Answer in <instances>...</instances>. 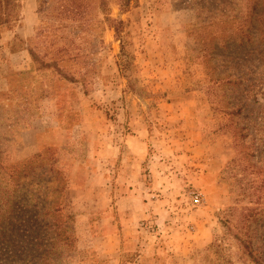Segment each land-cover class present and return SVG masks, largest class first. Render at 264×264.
Here are the masks:
<instances>
[{
    "label": "rangeland",
    "instance_id": "rangeland-1",
    "mask_svg": "<svg viewBox=\"0 0 264 264\" xmlns=\"http://www.w3.org/2000/svg\"><path fill=\"white\" fill-rule=\"evenodd\" d=\"M17 3L0 37V264H254L234 233L264 204L225 179V112L244 107L264 150V48L225 45L215 0H107L110 22L82 37Z\"/></svg>",
    "mask_w": 264,
    "mask_h": 264
},
{
    "label": "trees",
    "instance_id": "trees-1",
    "mask_svg": "<svg viewBox=\"0 0 264 264\" xmlns=\"http://www.w3.org/2000/svg\"><path fill=\"white\" fill-rule=\"evenodd\" d=\"M94 1L36 0L37 14L41 22H49L47 20L52 17L53 22H50L49 26H56L59 29L68 28L77 32L75 37H82L83 34L88 35L96 23L104 26L110 22L107 16V0H100L99 5H96ZM215 1L219 2V5L214 9L217 16L224 18L225 22H229L230 29H232L225 45H242L253 41V43H257L264 48V0ZM202 8L199 7L201 12ZM18 10L17 0H0V37L2 29L17 21ZM201 12L197 13L198 19ZM95 13H102L104 18L101 21L99 19L92 21V16L94 17ZM230 16L233 17L228 18ZM198 22L201 23V21ZM219 23L217 22L215 25L218 26ZM201 25L198 27V35L196 36L199 43L204 39L203 31L205 27L209 26L204 23H201ZM115 32H117L116 28ZM233 36L236 38L232 39ZM30 55L35 58L33 51H30ZM203 64H206L204 55ZM218 81L219 78H216L212 80V83L217 84ZM243 109L244 107L237 105L225 112L229 116L226 126L233 139L237 158L231 161L224 171V175L226 180L234 178L236 174L241 175L240 180H236V186H239V199L246 198L251 201L255 197L254 203L262 205L264 204V150L259 152L260 146H255L253 139L250 141V122L243 118ZM234 187L235 183H230L231 192H233ZM263 211L264 208L262 210L248 209L243 215L242 228L238 233H234L237 244L254 264H262V260L254 249L256 228L253 225L261 220Z\"/></svg>",
    "mask_w": 264,
    "mask_h": 264
}]
</instances>
